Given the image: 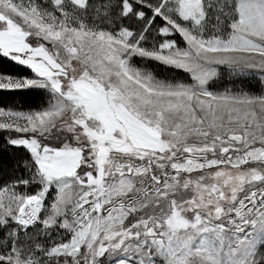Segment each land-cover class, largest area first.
Returning <instances> with one entry per match:
<instances>
[{
  "label": "snow or ice",
  "instance_id": "1",
  "mask_svg": "<svg viewBox=\"0 0 264 264\" xmlns=\"http://www.w3.org/2000/svg\"><path fill=\"white\" fill-rule=\"evenodd\" d=\"M0 56L45 97L0 108V264H264V95L208 87L264 73V0H0Z\"/></svg>",
  "mask_w": 264,
  "mask_h": 264
},
{
  "label": "rangeland",
  "instance_id": "2",
  "mask_svg": "<svg viewBox=\"0 0 264 264\" xmlns=\"http://www.w3.org/2000/svg\"><path fill=\"white\" fill-rule=\"evenodd\" d=\"M37 2H41V0H37ZM157 25L159 26V21H157ZM178 39V37H177ZM1 58H5L0 56ZM0 58V74L8 75L12 77H29L32 76L33 73L30 69L26 66L19 65L15 61H11L10 58H6L14 64H8L1 60ZM155 66V65H154ZM158 67V74L161 78H176L179 79L181 82L192 83L191 78L188 74L183 73L182 70H175L170 71L166 70L162 66ZM218 69V75L209 82V90L216 92V93H223L225 91L232 92V93H246L249 95H264V73H261L257 70H245L243 73L234 71L233 69L228 68L226 65L216 66ZM41 97V101L39 104H43L44 98ZM19 103V102H18ZM6 110H18V111H33L39 110L37 109H27L20 104H10L9 107H0ZM4 131V130H0ZM7 132V131H6ZM9 133L7 132V140H8ZM18 177L28 178L29 173L25 169L24 172L15 173V172H8V175L3 177L0 181V185L4 184L5 182H9L14 180ZM27 191L33 192L34 188L29 187ZM261 251H264L262 249Z\"/></svg>",
  "mask_w": 264,
  "mask_h": 264
},
{
  "label": "trees",
  "instance_id": "3",
  "mask_svg": "<svg viewBox=\"0 0 264 264\" xmlns=\"http://www.w3.org/2000/svg\"><path fill=\"white\" fill-rule=\"evenodd\" d=\"M1 60L14 64L6 58ZM40 96L44 98L43 104H39ZM44 102L45 97L38 90H0V107L22 103L27 109H37L44 106ZM6 136V131H0V181L8 175V172H24L23 162L29 159V154L23 148L10 146Z\"/></svg>",
  "mask_w": 264,
  "mask_h": 264
}]
</instances>
